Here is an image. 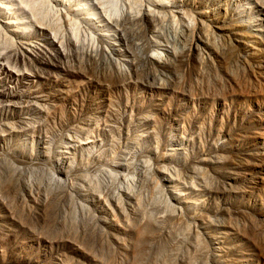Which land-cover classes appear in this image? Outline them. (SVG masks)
Returning a JSON list of instances; mask_svg holds the SVG:
<instances>
[{"label": "rangeland", "instance_id": "obj_1", "mask_svg": "<svg viewBox=\"0 0 264 264\" xmlns=\"http://www.w3.org/2000/svg\"><path fill=\"white\" fill-rule=\"evenodd\" d=\"M173 1L0 8V264H264L263 16Z\"/></svg>", "mask_w": 264, "mask_h": 264}, {"label": "bare ground", "instance_id": "obj_2", "mask_svg": "<svg viewBox=\"0 0 264 264\" xmlns=\"http://www.w3.org/2000/svg\"><path fill=\"white\" fill-rule=\"evenodd\" d=\"M10 1L11 0H0V8H7V4ZM42 1L45 2L48 6L51 5L53 7H56L59 10L66 11L65 13H67V11L70 9V7H72L73 10H75V14L73 16H77L78 14H86V18L83 21V23L87 27L90 26L92 28L93 26H95L96 29H99V24H101V18L98 16L97 12L93 8V5L95 4V2L97 0H42ZM104 1L105 0H100V10L103 13V18L109 22L111 20V18L109 16V14H107V12L103 8L106 5L109 7H113V6H115L116 3H112L111 0H109L106 3H104ZM245 1H253L256 4V6L260 9V13L263 16V20H264V0H245ZM168 5H169V0H144V3L141 5L140 12L134 16H137L138 19H142L143 21L144 20L150 21L151 18H153L154 20H158L160 17H162L164 10H167L168 13L169 12H179L180 13L182 11L181 6L179 4H175L174 1H173L172 7L167 8ZM158 6H160V7H158ZM196 13L200 14L201 12H196ZM126 16L129 17V15H126ZM134 16H131V17H134ZM250 17H251V15L249 14V18ZM125 18H127V17H125ZM0 21L3 23H8V22L2 21L1 19H0ZM173 22H175V24L178 25L177 20L173 21ZM231 22H232V26H234V25L236 26V28H232V31L235 34L238 33L237 32L238 26H240V25L246 26L247 25V28H250V27H248V25H251V24H248L249 22H244V21H241L240 19H236V17H234V15H233V17H231ZM179 23H180V25H178V26L180 28V32H184L188 29V25L183 20H179ZM172 24H174V23H172ZM176 25H175V27H178ZM16 28H18L17 24H16L15 28H13V31H17ZM199 28H200V26L198 25L197 30ZM254 31L259 33L258 30H254ZM175 33H176V31H175ZM184 35H185V33H184ZM193 37H194V39H192L193 40L192 44H193V46H195L196 44H198V34H195ZM102 39H101V41H102ZM117 39L124 42L126 37L124 34H122L121 37L116 38V40ZM109 44H110L109 41L105 42V47L108 48ZM246 52L247 51H245V53ZM154 54H156V56L159 55V51L153 50L152 54L150 55V58H153L155 56Z\"/></svg>", "mask_w": 264, "mask_h": 264}]
</instances>
